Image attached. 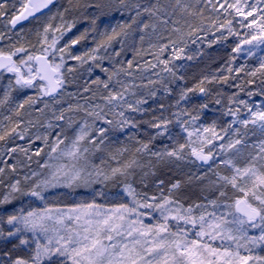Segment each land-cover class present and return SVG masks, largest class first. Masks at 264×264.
Returning a JSON list of instances; mask_svg holds the SVG:
<instances>
[{
	"label": "snow or ice",
	"instance_id": "1",
	"mask_svg": "<svg viewBox=\"0 0 264 264\" xmlns=\"http://www.w3.org/2000/svg\"><path fill=\"white\" fill-rule=\"evenodd\" d=\"M181 0H176V4L180 5ZM69 7L64 8L63 12L59 9L52 13V8L57 4V0H19V6L16 4L9 5L7 0H0V23L6 28H16V25L30 17L39 18L37 14L49 13V22H47L42 31H37L39 37L40 54L29 52V48L23 44L12 45L8 51L0 48V72L13 74L14 85L9 83V91L5 92V97L0 104L5 103L10 98V91L15 88H39L41 96H53L59 92L65 85L64 65L66 56L72 60L78 61L81 65L89 61L103 59L98 54L101 49L107 50L111 47L113 41H118L123 45V40L127 38L129 29L133 24H137V18L148 15L156 17L163 24H167V19H163L161 13L165 16L167 10L159 4L150 6L141 5L138 0H113L115 5L114 11L135 12L134 17H130L131 23L116 22L112 26L109 22L102 31H98L104 21L102 16L107 14L101 12L100 15L90 13L86 18L90 22V28L85 29L80 35L71 39L62 47H58L64 36L76 27V20L65 19V13L79 7V0H67ZM200 3V0H197ZM85 8H102L99 4H85ZM206 7L210 12L216 13L215 21H220L221 15L226 18L225 23H212L210 27H215L217 31L225 29L229 35L238 37V42L232 51L240 54L245 51L244 45L254 47L264 46V0H206ZM221 10L223 12L221 13ZM182 14L188 16H204V8H191L183 6L180 8ZM175 12V8H173ZM83 15V13H81ZM240 18L237 20V18ZM59 19L58 24L52 21ZM208 19L211 21L212 17ZM233 21L239 24L240 29L247 31L241 33L234 30ZM150 25L145 23L143 28ZM110 28V31H109ZM174 32L178 33L177 40H171L170 44L160 45L159 51L163 52L166 48H171L172 57L174 59H188L193 57L185 53L187 43L185 41V33L174 28ZM203 26L190 25L187 36L196 42V39H203L198 36V32H204ZM90 32H97L100 39L96 46L84 55H72L70 49L85 40ZM58 34V35H57ZM4 39V34L0 32V40ZM220 39H225L224 33L221 32ZM143 40V37H141ZM211 46V42H209ZM31 47H35L32 45ZM249 55L254 54L252 48H248ZM57 53H59V63L56 62ZM23 54L20 59L16 57ZM116 56L120 53L116 52ZM51 57V59L49 58ZM231 57L229 63L234 60ZM159 63L164 65L165 71L176 76L172 68H169V60H160ZM156 67V65H152ZM133 69L132 61H128L127 69L121 67L117 72L124 71L130 74L128 70ZM68 72L74 71L69 68ZM101 71L108 72V69L101 68ZM226 71L230 74L244 71L243 68L233 69L227 67ZM257 72L261 74V83L264 84V59L260 61V66L247 73V75L255 77ZM117 73H112L115 75ZM112 75H109L111 80ZM229 75L222 77L205 76L193 88L182 89L180 99L188 98L189 92L199 91L201 94H207L208 89L204 87L205 81L211 83L213 80L226 83ZM233 79L235 77H232ZM37 81L43 82L37 85ZM94 83H103L104 88H108V83H104L99 79ZM248 83H254L249 80ZM239 87V85H237ZM89 89L85 87L84 91ZM169 92V89H165ZM252 95L251 92L248 93ZM155 95V93H152ZM107 104L113 105V101L123 100V93L109 92L105 98ZM234 101V97L229 98V103ZM36 100L29 97L22 103L17 105L18 109L24 108L25 104H35ZM147 103L146 100H137L134 104L124 101L127 110L140 113L143 115L148 110L141 108L140 105ZM220 103L219 100L216 101ZM245 108L248 109L247 116L244 119L239 117L240 108L235 110L228 108L226 115L233 117L229 128L232 124H239L247 129L248 125H253L264 133V109L259 107L253 111L246 102L240 101ZM47 107V104H45ZM115 107V105H113ZM163 109V105L160 106ZM207 108V104L202 105ZM85 111L86 115L95 119L103 120L107 124H113L108 120L104 109L100 105H96L91 111L81 105L75 107L69 106L68 109L60 111L53 116L57 121L65 120V112ZM19 115V111L16 112ZM191 115L190 113H185ZM118 115L121 117L115 123L116 127L123 128L130 125L137 127L135 121L125 116L124 111H120ZM176 122L182 125L181 130L187 133V139L180 143L178 139L174 141V146L165 148L161 151H150L149 144L152 140L167 136L168 139H174L169 134V124L173 121L163 115H153L150 121H147L150 128L155 129L154 135L151 136L149 142L140 143L135 149L133 158L122 162L118 157L123 156L127 149L117 150L112 155V159L116 161L115 167H109L107 170L96 168L94 172L87 171L86 154L89 152L88 147H82V142L92 145L97 151L100 145L104 143L103 136L105 129H96L97 137H92V126L87 121L79 128L78 132L71 140L70 144H65L67 139L63 132H57L54 141L49 144L48 137H37L43 139L45 145L49 146L48 160L42 167L50 170L48 175L39 178L41 174L32 173L31 177L26 176L24 179L27 183L26 187L21 186L20 180H15L9 184L10 192L0 199V205L11 204L20 196L33 197L39 201H45L44 193L50 188L67 187L75 189L78 187L88 188L92 184H107L109 181H118L123 178V192L129 197V203H120L113 206H106L97 203L95 199L90 202H81L72 207L61 208L49 206L47 203L41 208L39 206L29 208L27 211L23 207L14 210L11 213L0 214V224L9 225L7 236L0 229V238L11 240L19 239V245L28 249L27 256H17L13 259L8 253L7 261H0V264H264V141L258 145L259 151L249 154L243 166L237 165L232 159L224 160L223 163L231 169V175L216 174L217 180L213 184L218 185L217 190L221 198H226V202L211 200L209 203L212 211H207L208 205L195 204L184 207L183 204L173 198V192L181 188V181H175L171 184L169 194L164 195L161 190L159 197L147 193L138 192L132 183L128 182V177L133 175L135 168H142L143 165L136 158L138 154L147 153L156 158L157 161L163 162L166 159L183 160L190 155L195 160H199L207 164L210 160H214L213 149L206 145H212L216 140H224L228 136L229 129H221L223 135L216 129L213 123L207 127H202V134L197 135V139L193 141V131H189L184 122L180 121V113H173ZM199 118V114L191 116L192 122ZM11 119L10 117L8 118ZM69 126L72 117L68 118ZM20 123L17 122L14 127L6 128L0 126V142H6L9 137L18 136L23 140L24 132L18 131ZM49 128L53 125L49 124ZM59 127L62 128V125ZM200 132L201 129H197ZM235 139H229L227 143L218 145L220 151H227L236 147L242 142L239 129H232ZM210 134V135H204ZM99 138V144L96 140ZM139 143V142H138ZM61 145H64L61 148ZM8 154L15 153L16 147H8L7 143L0 149V155L4 151ZM187 150V152H186ZM30 160L28 149L21 148ZM42 149L37 150L34 155L39 156ZM237 151H239L237 149ZM11 158V157H10ZM67 161L56 164L50 161ZM85 163L81 164L80 161ZM7 165V162L4 161ZM151 167V165H150ZM11 171H16V165L10 166ZM150 172H145L141 178ZM5 175V169L0 168V177ZM3 181L0 180V183ZM222 182V183H221ZM164 184L161 180L157 187ZM231 188L233 195L228 196L227 188ZM95 196H103L102 191L95 192ZM196 209H201L199 214ZM223 209L222 211H219ZM151 210L159 214V220L155 224L144 223V218L151 219V212L142 211ZM174 221L175 224H171ZM258 231V234L255 232ZM253 233V234H250ZM31 234V239L22 234ZM260 250V251H258Z\"/></svg>",
	"mask_w": 264,
	"mask_h": 264
},
{
	"label": "rangeland",
	"instance_id": "2",
	"mask_svg": "<svg viewBox=\"0 0 264 264\" xmlns=\"http://www.w3.org/2000/svg\"><path fill=\"white\" fill-rule=\"evenodd\" d=\"M11 4H16L18 7L19 0H13V2L9 5ZM58 9L59 6L55 7V9L52 10V13H55ZM52 13L46 11L45 13L39 15L38 19L31 18L26 23V25L24 24L25 26L22 25L15 29H12L10 26L6 28L2 23H0V32L4 34V39L0 40V48L8 51L12 45L18 46L19 43L28 47L29 52L35 53L37 55L40 54V45L38 43L39 37L37 36V31H42L43 26L47 22H49V15H51ZM238 19L240 18L238 17L237 20ZM52 23L58 24L59 19H57L56 21H52ZM235 31L243 33L247 30L240 29L239 24L237 23ZM235 38L238 42V37L236 36ZM68 42H70L69 32L60 41L58 47H62ZM32 45H34L35 47H31ZM250 47L252 48V52L254 53L252 55H249L247 52V49ZM74 48L75 46L70 49L72 55H84V53H86V51H75L73 50ZM244 49L245 51L242 56L243 62H241L242 64L240 63V68H243L244 71L240 72V74L248 73L249 71L259 68L260 61L264 59V46L254 47L251 45H244ZM189 52V50H185V53L187 55L189 54ZM56 55V62L59 63V53H57ZM98 55L100 56L101 53H99ZM21 56H23V54L18 55L16 59H20ZM49 58L51 59V57ZM172 59L173 60H169L170 63L168 67L172 68L175 72L177 71V69H175V64L178 60L174 58ZM128 61L125 63V69H127ZM132 63L133 69L128 70L130 74H126V72L123 73V85L119 83L118 85L106 88L104 91L99 89H97L96 92L91 93L89 91H86V95L81 93L83 90H81V83H79L80 78L83 79V83H85V80L87 83H92L95 81V79L90 82V78H86L88 75L81 73V64L78 61L72 60L66 56V63L63 69L65 85L55 96H41L38 87L26 88L23 90L14 87V90L10 91V98L5 103L0 104V126L10 128L14 127L15 124L19 122L20 127L18 131H23L25 138L23 140H19V142L22 143V145L20 146L16 145L18 140H16V138L18 136L9 137L6 142H0V149L3 148V145L5 143H7L8 147L17 148V151L15 153L8 154L5 150L4 154L0 155V168L5 169V175L0 177V180L3 181L2 183H0V199H2L4 195L10 192L9 184L14 182L15 180H20L21 186L26 187L27 183H29L24 179L26 176L31 177L32 173L35 172L41 174L39 178H43L50 172L49 169L42 167V165L48 160V153L50 151V148L49 146L45 145L42 138L37 139L38 136L43 137L46 135L48 137L49 144H51L55 139L56 133L62 131L64 136L67 137V139L65 140V144H70L79 128L85 121H87L88 124L92 126V137H97V133L95 131L96 129L103 128L106 130L104 136L108 134L112 135L111 138L113 140L115 139L117 142L120 137L115 138L113 136V134H116V131H118V135L122 137L125 131L130 132L133 129V127H131L130 125L124 126L123 128L115 126V123L121 119L118 113L120 111H124L125 116L131 118L133 121L135 120L133 116L136 112L128 111L126 104H124V101L134 104L137 100H146L147 103H143L140 105L141 108L145 109L149 102L153 104L157 100H159V98H161L159 94H156L157 88H155V86L157 85L158 81L160 82V88H158L160 90L164 89V87L175 85L174 83L176 82H182V79L180 77L174 78L173 76H169L171 73L163 70L164 65L154 61V59L141 60L139 62L133 61ZM153 64L156 65V67H152ZM69 68H73L74 71L68 72L67 70ZM249 80L254 81V83H248ZM10 82H12L14 85L13 74L0 72V101L4 100L5 92L9 91L8 86ZM40 83L43 82L37 81V85H39ZM241 85L242 86L239 91L237 101L235 100L232 103L227 102L223 105L219 103V106H214L209 111L203 110V114L199 112V118L194 122H192L191 116H189L188 119L185 117V115H181L180 117V121L184 122L183 126H186L189 131L194 132V135L191 138L193 141L197 139V135L202 134V127L211 125L213 121L216 124V129L218 132H220L221 127H226L229 129V134L228 136L224 137V140H216L212 145H209L213 149V155L215 157L214 160H210L207 164H205L199 160H195V158L192 157V159H194L193 163V161L189 159V155L186 156L185 159L179 160L180 166H182V164L184 165V163L187 165V167L185 165L184 166L188 169V180L195 179L201 186L197 197L191 195L186 196L184 194V190L180 191V189L173 192V198L177 199L179 203L184 205V207H188L190 205L194 206L198 203L206 204L208 205L207 211L210 212L213 210L209 203L211 200L226 202V198H221L219 196V191L217 190L218 185L213 184V182L217 180V173L220 175H231V169L226 166L223 161L232 159L237 165L243 166L249 154H254L255 152L259 151L258 145L261 143V141H264V133H262L259 128L254 127L253 125H248L247 129H245L239 124H232L231 128H229L233 117L225 114L228 108H232L233 110H235L237 107H239V117L241 119H244L247 116L248 109L245 108L243 104H240V101L246 102L250 107H252L253 111H255L257 107L264 109V84L261 83V74L257 72V75L255 77H244ZM109 92H112L114 94L123 93V100L113 101V105H115V107H113V105L107 104L105 98L108 96ZM249 92H251L252 95H249ZM97 93H101V95L103 96V100H100V97L96 96ZM152 93H155V95H152ZM229 95L232 96V93ZM29 97L36 100V103L31 105L27 104L31 108V115L26 116V112L22 110L23 108L18 109L17 105L22 103ZM89 101H96V103L86 104L89 103ZM45 104H47V107H45ZM70 105L73 107H75L76 105H81L87 108L89 111L95 108L96 105H100L104 109V113L106 114L107 119L113 121V124H107L103 120L88 116L83 110L65 112V120L57 121L53 116V112L55 111L56 115H59L60 111L68 109ZM17 111H19V115L16 114ZM69 116L72 117L70 126L67 119ZM9 117L11 118L10 120L8 119ZM171 120L173 122L168 126L169 134H172L171 136L174 139H168L167 136L160 137V139L157 138V140L160 141L165 140L164 142L167 143L168 148L174 146V141L176 139H178L180 143H183L187 139V133L181 130L182 125L178 124L176 122V119L175 121L173 119ZM49 124H52L53 127L49 128ZM60 125H62V128L59 127ZM197 129H201V131L197 132ZM232 129H239L242 142L236 145V147L233 149L220 151L218 149V145L225 144L229 139L236 138L232 132ZM220 134L223 135V132H220ZM104 136L103 140L105 142L106 138H104ZM96 142L97 144H99V138H97ZM102 145H100V149ZM81 146L89 148V152L85 157L87 161V171L94 172L96 168H103L107 170L109 167L117 166L116 161L111 158L112 155L110 156V159L108 161L103 160V157L101 156L97 158L98 154L101 153V150L97 151L92 145L87 143V140L82 142ZM63 147L64 145H61V148ZM21 148L28 149V155L31 156L30 160L27 158L24 152L20 151ZM39 149H42L40 155H34V153ZM237 149L239 151H237ZM205 151H207L206 148ZM94 158L99 159L98 162H96ZM4 161L7 162V165L4 163ZM59 162L55 160L50 161V163L53 164ZM80 163L84 164L85 161L81 160ZM13 164L16 166L20 164V166H18L19 168L16 167L15 172L11 171L10 168V166ZM151 168L152 166L149 167V169L147 167L144 172L138 171L136 177L134 175H131L130 177H128V182L132 183L138 192L147 193L149 196L155 195L159 197L161 195V190L163 191V194L165 196L168 195L169 189L173 182H171L170 184L164 183L160 187H157V184L160 180H157V175L154 174H149L147 177H144L143 182H141L143 174L145 172H149ZM133 171H136V169H134ZM150 173H153V170H151ZM122 180L123 178L118 181H109L107 182V184L96 183L92 184L88 188H50L44 193L45 201L43 202L36 200L33 197L20 196L17 193L14 194L17 198L14 199L11 204L0 205V214L11 213L14 210H19L21 207H23L25 211H27L29 208H34L37 206L42 208L45 203H47L49 206L61 208L72 207L81 202H90L92 199H95L97 203H102L106 206H113L120 203H129V197L123 192L124 183L122 182ZM100 191H102L104 195L94 197L93 194ZM226 191L229 197L233 195L232 189L230 187L227 188ZM186 198L188 200H191L192 202H187V200H185ZM222 210L223 209H220L219 211ZM142 211L151 212V210ZM200 211L201 209H196L197 214H199ZM158 220L159 214L156 212H151V219L145 217L144 223L155 224ZM170 223L173 225L175 224L174 221H170ZM9 227L10 226L7 224H0V229L4 231L5 237L7 236ZM250 234L253 233L250 232ZM255 234H258V231H256ZM22 235L27 236L29 239H31V234L25 233ZM14 245H19L18 238H12L11 240L0 238V261L8 260V256H6L5 253H8L13 259H15L17 256H27L29 254L28 249L24 248L23 246L14 247ZM261 254H264V252H262Z\"/></svg>",
	"mask_w": 264,
	"mask_h": 264
},
{
	"label": "trees",
	"instance_id": "3",
	"mask_svg": "<svg viewBox=\"0 0 264 264\" xmlns=\"http://www.w3.org/2000/svg\"><path fill=\"white\" fill-rule=\"evenodd\" d=\"M7 2L10 4L13 0H7ZM138 2L143 6H150L156 4L157 0H138ZM85 4H99L103 7L85 8ZM159 4L167 10L168 14L166 16L161 13L162 18L167 19V24L161 23L156 17L143 15L137 18V24H133L132 28L129 29V34L127 38L123 40V45L118 41H113L111 47L107 48V50L101 49L100 56L103 57V59L89 61L80 66L81 73L88 75L86 78H90V82H92L93 79H99L104 83H108V87L118 85L119 83L123 85L122 79L124 78V71L117 72V69H120L121 67L125 69V63L128 60L139 62L141 60L154 59V61L158 62L157 57H159L160 60H173L171 48H166L163 52H160L159 46L170 44L171 40H177L179 34L173 31L174 28H179L185 33V41L187 43L185 50H189L190 52L188 55L193 57L191 60L179 59L175 64V69H177V71H175L176 76L174 78L180 77L182 82H176L174 83L175 85L167 86L160 90L158 89L160 88V82L158 81L155 86V88H157L156 94H159L161 98L156 101L157 103L155 102L152 104L149 102L145 108L148 111L143 115L139 113L134 114L133 118L135 119L134 121L136 122L137 127L132 130L130 129V132L125 131L122 137L118 135V131H116V134H113V136L115 138L120 137L117 142L115 139L113 140L111 138L112 135L108 134L104 136L106 139L101 146V153L96 156L97 158L100 156L103 157V160L105 161H108L111 155L121 149H127V151L124 152L123 156L118 157V159L122 162L132 159L135 154V149L140 146V143L149 142L151 136L155 133V129L150 128L147 123V121L152 119L153 115H163L164 117H168L175 121L176 118L173 116V113L178 112L180 113V117L181 115H185L188 119L189 116L197 115L199 112L202 113L203 110L209 111L214 106H219L220 104L223 105L229 102L230 97H234V101H237L242 86V80L244 77L249 76L247 73L240 74V72L236 73L234 71L229 74L226 71L229 66L233 69H239L241 67L244 52L236 54L232 51L236 46L237 39L235 38V35H229L226 28L217 31L215 27H210V24L212 23H225L226 18L221 15L220 21H215L216 13L210 12L206 7V0H200V3H197V0H181L180 5L176 4V0H159ZM57 6H59L61 12L64 8L69 7L67 0H57V4L52 10ZM183 6H190L193 9L204 8V16H188L187 14H182L180 8ZM114 8L115 5L113 0H79L78 8L65 13V18L67 20L77 21L76 27L69 32L70 40L80 35L85 29L90 28V22L86 18L90 13L100 15L101 12H104L107 14L106 16L101 17L104 23L101 24L98 31H102L109 22H111L112 26H114L116 22L131 23L130 17L135 16L134 11L131 13L125 11L121 14L120 12L114 11ZM173 8H175V12H173ZM222 12L223 10H221V13ZM81 13H83V15H81ZM209 16L212 17L211 21L208 19ZM145 23L150 26L148 28H143V24ZM233 24L234 30H236V21H233ZM190 25L203 26L205 28L204 32L197 33L198 36L203 38L202 40L196 39V42L192 43V40L187 36ZM221 32L224 33L225 39H220ZM141 37H143V40H141ZM99 39L100 37L97 32H90L88 37L75 45L73 50L89 52L96 46ZM209 42H211V46H209ZM116 52H119L120 55L116 56ZM231 57H235V59L229 63ZM101 68L108 69V72L101 71ZM112 73L117 74L112 75ZM109 75H112L111 80H109ZM224 75H229L230 77L226 83L219 82V80H213L211 83L205 81L203 86L208 89L207 94H201L199 91L189 92L187 99H180L182 89L195 87L205 76L211 78L214 76L222 77ZM169 76L172 77V73ZM232 77L235 78L233 79ZM250 77L252 78V76ZM79 83H81V90H83L81 93L83 94H86L84 91L85 87L89 89L88 91L90 93L96 92L97 89L102 91L106 89L104 88L103 83L98 85L94 82L87 83L86 80L85 83H83V79L81 78ZM237 85H239V87H237ZM165 89H169L170 94L169 92H166ZM101 93H97L96 96H99L100 100H103ZM231 93L232 96L229 95ZM217 100L220 101L219 105L216 103ZM95 103L96 101H89V103L86 104ZM205 104H207V108H202V105ZM161 105H163V109H161ZM22 110L26 112V116L31 115V108L27 104ZM186 112L191 115H186ZM224 128L226 127H221V129ZM16 140L17 146L22 145V143L19 142V137H17ZM164 141L165 140H152L149 144L150 151L158 152L164 149L165 146H167V143ZM205 148L207 150L211 147L206 145ZM97 158H94L96 162L99 160ZM136 158L140 161L143 167L135 168L136 171H133L135 177L137 176L138 171L144 172L146 168L148 167L149 169L151 165V170H153L154 175H157V180H163L166 184H170L176 180L181 181L180 191L184 190L186 196H198L201 186L195 179L188 180L189 174L185 163L184 165L186 167L182 163V166H180L179 160L175 159H166L163 162H157L155 157L147 153L138 154ZM189 159L194 163V159H192L191 156ZM18 166H20V164L16 167L19 168ZM185 200H187V202H192L187 198Z\"/></svg>",
	"mask_w": 264,
	"mask_h": 264
},
{
	"label": "water",
	"instance_id": "4",
	"mask_svg": "<svg viewBox=\"0 0 264 264\" xmlns=\"http://www.w3.org/2000/svg\"><path fill=\"white\" fill-rule=\"evenodd\" d=\"M45 11H46V10H45ZM41 14H42V13H41ZM37 15H40V14H37ZM30 18H32V17H30ZM30 18H29V19H30ZM29 19H28V20H29ZM28 20H23V21H21L20 23H18V24L16 25V28L19 27V26H21V25H23V24H25ZM57 93H58V92H57ZM57 93H55L54 95H56Z\"/></svg>",
	"mask_w": 264,
	"mask_h": 264
}]
</instances>
